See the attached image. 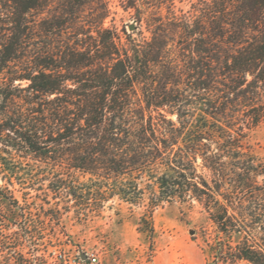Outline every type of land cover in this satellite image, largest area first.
<instances>
[{
  "label": "trees",
  "instance_id": "trees-1",
  "mask_svg": "<svg viewBox=\"0 0 264 264\" xmlns=\"http://www.w3.org/2000/svg\"><path fill=\"white\" fill-rule=\"evenodd\" d=\"M189 1L183 11L184 0H124L145 8L137 22L149 37L120 44L102 27L105 0H0L4 264L45 263L36 253L69 197L98 211L112 197L144 202L141 185L151 209L195 197L220 234L236 236L214 263L264 264V164L244 146L264 119V0ZM15 186L45 197L19 199Z\"/></svg>",
  "mask_w": 264,
  "mask_h": 264
},
{
  "label": "rangeland",
  "instance_id": "rangeland-1",
  "mask_svg": "<svg viewBox=\"0 0 264 264\" xmlns=\"http://www.w3.org/2000/svg\"><path fill=\"white\" fill-rule=\"evenodd\" d=\"M105 2L109 13L103 20L102 27L114 32L118 43L122 44L125 34L129 33L134 36L140 34L143 40L149 37L144 20L137 22L138 17H145V8L139 4L135 9L125 8L124 0ZM189 2L184 0L177 6L183 11H188ZM131 23L136 26L134 32L127 29ZM167 118L173 122L176 120L174 115H168ZM244 146L255 155L258 162L264 164V119L247 133ZM171 157L172 151L164 154L160 161L164 162ZM196 167L197 173L208 175L199 159ZM38 173L40 177L51 176L43 171ZM128 176L129 173L115 179L120 181ZM90 177L87 174L75 173V178L83 185L90 183ZM2 184L4 182L0 181V185ZM47 184L48 182L44 181L41 188L48 190ZM140 187L144 188V202L129 203L119 197H112L104 202L98 211H91L89 207L79 209L74 206L75 200L69 197L67 205L70 208L63 212L59 225H54L53 231L45 232L43 245L36 253V256H42L45 263H38L90 264L88 256L94 254L98 264H248L245 261L231 263L222 260H216L214 263L219 242L224 239L234 245L237 238L233 236L228 240L220 234L195 197L187 196L183 202L162 203L151 209V202H148L150 190L145 185ZM14 190L19 199L23 192H29L38 204L45 197L42 190H21L17 186ZM51 196L49 194L47 197L50 205L59 201ZM60 202L61 200L58 208L63 211ZM47 207L44 205V208ZM27 252V249L23 250L24 257L33 258ZM7 253V250L0 251V264L5 263L4 257H9ZM81 253L85 254V260L80 259Z\"/></svg>",
  "mask_w": 264,
  "mask_h": 264
},
{
  "label": "water",
  "instance_id": "water-1",
  "mask_svg": "<svg viewBox=\"0 0 264 264\" xmlns=\"http://www.w3.org/2000/svg\"><path fill=\"white\" fill-rule=\"evenodd\" d=\"M127 29H128L129 32H134L135 29H136V26H135V24L131 23V24H129V25L127 26ZM85 258H86L85 254H84V253H81V254H80V259H81V260H85Z\"/></svg>",
  "mask_w": 264,
  "mask_h": 264
},
{
  "label": "built area",
  "instance_id": "built-area-1",
  "mask_svg": "<svg viewBox=\"0 0 264 264\" xmlns=\"http://www.w3.org/2000/svg\"><path fill=\"white\" fill-rule=\"evenodd\" d=\"M88 261H89L90 264H98L97 257L94 254H90L88 256Z\"/></svg>",
  "mask_w": 264,
  "mask_h": 264
}]
</instances>
